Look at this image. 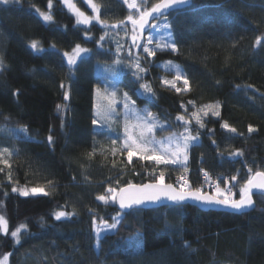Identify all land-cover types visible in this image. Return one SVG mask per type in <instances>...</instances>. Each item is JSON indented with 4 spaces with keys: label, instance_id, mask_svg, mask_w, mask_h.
<instances>
[{
    "label": "trees",
    "instance_id": "obj_1",
    "mask_svg": "<svg viewBox=\"0 0 264 264\" xmlns=\"http://www.w3.org/2000/svg\"><path fill=\"white\" fill-rule=\"evenodd\" d=\"M52 2V22L36 11H49L48 0L0 3V149L12 153L4 155L7 163L0 162V215L8 227V233L0 232V258L10 253L8 264H264V196L259 193L253 196L255 206L243 212L201 210L193 204L123 212L115 203L96 199L110 186L119 190L128 183L156 182L161 172L165 183L179 187L176 178L184 171L138 156L129 163L127 152L119 151L120 125L92 123L95 90L108 84L98 64L112 66L117 58L107 37H100L114 28L96 21L78 25L61 0ZM74 2L92 14L86 0ZM93 3L101 5V19L109 24L136 14L124 0ZM168 22L178 51L156 50L151 57L136 53L148 69L141 73L143 80L124 69L117 86L140 111L157 115L163 124L156 128L160 135L182 130L178 115L190 119L199 142L189 151L187 183L199 187L202 172L236 175L230 184L236 185L238 199V182L247 178L248 167L264 170V47H254L255 38L264 35V0H193L171 11ZM34 40L41 50L31 48ZM76 44L91 51L70 75L63 52ZM168 61L186 74L188 91L181 82L176 84L180 92L162 83L174 76L165 67ZM144 82L154 96L142 93ZM216 102L220 115L209 112L199 128L191 117L194 107ZM57 105L67 107L58 110ZM224 122L237 132L222 128ZM250 125L256 131L249 133ZM235 150L243 156L229 154ZM13 187H41L50 194L22 196ZM61 210L75 215L56 220L54 212ZM118 213L120 224L98 243L93 217L112 223ZM21 224L27 227L16 243L10 233Z\"/></svg>",
    "mask_w": 264,
    "mask_h": 264
},
{
    "label": "snow or ice",
    "instance_id": "obj_2",
    "mask_svg": "<svg viewBox=\"0 0 264 264\" xmlns=\"http://www.w3.org/2000/svg\"><path fill=\"white\" fill-rule=\"evenodd\" d=\"M14 0H0V3L4 5H8L13 3ZM61 2L68 7V9L73 12L76 16V23L89 25L95 20L97 23L102 25L105 29L108 27L118 28L120 26L125 27V34H128L127 27L125 25V21H119L112 24H109L107 19H101L100 9L101 5L98 3H93V0H86V3L91 7L94 15L89 16L85 12L81 11L80 8L76 6L72 0H61ZM124 3L127 5L129 9L135 10V15L129 14L126 17V20L131 23V40L132 46L136 48H142L143 52L147 53L149 57L155 56L156 50L165 51L170 50L172 52L178 51L177 44L174 40L171 39V32L169 31V39L165 40L161 37L159 40H155L153 36L149 35L145 38L146 42L144 44L138 43L140 38L143 36V32L145 26H148L152 29L157 30H169L172 25L168 22L169 14L171 9H175L178 6L190 5L192 0H156V2L151 3L149 6V0H124ZM49 11L44 12L40 11V9H36L38 14L43 18L46 22H52L54 17L51 13V9L53 7L52 0H48L47 5ZM151 21V23H150ZM163 21V23H161ZM108 35L107 31H105L104 35L100 37V41H103L105 37ZM99 44V41H97ZM154 43V47H149ZM31 48L34 50H41L38 41H32L30 44ZM100 47H103L102 44H99ZM55 47V45H52ZM254 47H264V35L257 36L254 41ZM123 46L117 42V58L114 60L115 65H121L124 63L122 59L119 58V53L122 50ZM90 49L81 47L80 44H76L71 52H64V57L67 58V63L69 65V74H73V69L76 68L78 60H82L85 54L90 53ZM129 55H131V51L129 50ZM134 69L133 76L137 81L143 80V76L141 73H145L148 71L147 68L143 67L140 64L139 58L135 60V62H130L126 65ZM166 67H169L174 70L175 75L173 79L169 80L167 78L162 79V83L166 86L175 89L177 92H180L181 89L177 88L176 81L183 80L185 85L184 91H188L187 85L189 83L186 74L181 71L179 65H173L172 61H168ZM0 70H3V57L0 56ZM61 87L64 88L65 85L61 84ZM141 89H143L144 93L155 95V92L152 86L148 82L141 83L139 85ZM251 87V86H249ZM97 94H101V90L97 88ZM116 91L113 90L110 93L105 91L101 96V99L107 101V105H97L96 115L99 119L107 120L111 114L115 110V105L118 103L116 100ZM123 104L126 110V118L124 124V142L119 151L127 152L128 162L131 163L132 157L135 153L139 152L141 159H151L155 160L157 164L164 165H176L179 164L183 167V171L187 172V160H188V152L189 149L193 146L194 141H198L199 139V130L197 129L195 134L193 133L192 128L189 126L191 123L190 119H186L184 115H178L176 117L177 120L183 122V131L176 133L173 132L169 136L157 139L155 136V130L157 127L163 128V124H159V118L157 115L151 111H144L143 115H140L135 109V101L129 95L128 92L123 93ZM64 99H69V91L65 90ZM189 104H193V101H189ZM183 107V105H181ZM195 106V105H194ZM67 105H57L58 110H62L66 108ZM219 102L216 104H207L203 105L196 109V111L191 113V117L196 120L199 128L205 127L202 116H207L209 112L214 116H219L220 113L218 111ZM128 113H131L134 117L135 123L130 124L128 119ZM7 119V118H6ZM92 123L95 125L98 123V119H94ZM222 128L227 129L232 133H236L237 130L234 127H231L227 122H224L221 125ZM24 131L25 129H21ZM256 131L251 125L248 127V132ZM242 135V134H241ZM49 142L52 141V137H48ZM215 143V141H213ZM112 144H116V140L112 141ZM117 151L116 148L112 149L113 154ZM8 154L11 156V152L8 148L0 149V162L7 163L4 160V155ZM231 156H243L242 150H235L229 153ZM203 171V170H202ZM204 175L207 179L204 183L209 184V186H214L215 194H207L202 191L201 187H196L192 189L190 183H183L180 185L179 189L174 187L172 184H166L164 182V173L161 172L158 179L155 183L142 184V185H134L128 183L126 187H121L117 190L115 187H109L106 190V195L97 196L96 199L102 201L105 204L108 203H118L119 208L121 210L124 209H134L140 205L145 203H155L159 201L162 197L167 198L168 200L174 202H181L186 199H194L196 201H200L204 204L208 205H223L225 207L231 208L236 211H240L246 208H253L255 206V201L253 196L255 193H259L261 196H264V170L257 169L253 170L252 167H248V175L247 178L243 182L239 183V198H234L235 193L233 192V187L236 185H232L230 187L222 188L221 183L228 185L230 181H237V176L232 175L229 179L221 181L220 178H217L216 182L213 185V179L211 175L207 172H204ZM183 179V177H180ZM51 184V181H48ZM119 183V181H117ZM13 192H20L22 196H28L30 194H43L49 195L50 193L45 191L44 188L41 187H33L30 190L26 189H18L17 187L12 188ZM6 195V193H5ZM75 215V211L73 212H65V211H56L54 212V216L56 220H61L62 218H68ZM120 214L118 213L116 217L112 218V223H108L107 221H101V225H97L96 218L93 217V226L96 229L97 242L99 243V237L102 230H114L117 228V225L120 224L119 219ZM27 225L21 224L14 231L10 233L11 237L14 238L16 243L20 242V233L22 229H25ZM0 232L8 233L7 221L3 215H0ZM187 243V242H186ZM189 250L194 251L190 248ZM10 253H5L2 258H0V264H7L8 257Z\"/></svg>",
    "mask_w": 264,
    "mask_h": 264
},
{
    "label": "rangeland",
    "instance_id": "obj_3",
    "mask_svg": "<svg viewBox=\"0 0 264 264\" xmlns=\"http://www.w3.org/2000/svg\"><path fill=\"white\" fill-rule=\"evenodd\" d=\"M72 2L75 3L74 0H72ZM92 15H94L93 12L89 16H92ZM93 21H95V20H93ZM125 22H126V27H127V30H128V34L127 35L125 34V27L124 26H120L117 29L114 28V32L110 31L108 33V35L106 36L108 41H110V43L112 44L113 50L115 52H116V49H117V42H119V44L123 46L122 50L119 53V58L122 59L124 61V63H122L121 65L113 64L112 66L98 64V73H101V74L106 75L108 77V84L105 87H102V88L98 87L101 90V94L100 95L97 94V88L95 90V92H96L95 93V109H96L95 114L97 112V105L98 104L105 105V106L107 105V101L101 99V96L103 95V93L105 91H107L109 93L111 91H113V90L116 91V93H117L116 100L118 101V103L115 105V110L113 112H111V114H110V116H109V118L107 120L99 119L97 117V115H96L95 119H98L97 125H100V126L116 127V126L120 125V128H121V130L123 132V142H124V138H125L124 124H125V118H126V110L124 108L123 98H122L124 91H122L117 86V77L120 74V72L122 70H124V69H127L131 73H133L134 69H132L130 67H127L126 65L129 64L130 62H135V60L138 58L136 53H140V54L145 53V52H143L142 48H136V47L132 46V40H131L132 25L127 20ZM161 23H163V21H161ZM169 30H162V29L161 30H157V29H152V28L148 27L147 32H146V34L144 36V42L142 44H144L146 42L145 38L148 37L149 35L153 36L154 43H155V40H159L161 37H163L165 40L169 39ZM139 41H138V43H139ZM154 43L152 45H149V47H154ZM84 48H86V47H84ZM129 50L131 51V55H129ZM71 51H67V52H71ZM87 55H89V53L85 54L83 57H85ZM116 56H117V53H116ZM65 59L67 61L66 57H65ZM165 67H166V65H165ZM173 75H175L174 70H173ZM169 80H171V79H169ZM178 82L183 83V80L176 81V84ZM141 91H142V93L144 95H148V94L144 93L143 89H141ZM197 108H199V107H197V106L194 107V111H196ZM135 109L137 110V112L140 115L144 114V112L140 111L136 106H135ZM128 119H129V123L130 124L135 123L134 117L132 116L131 113H128ZM192 119L196 123V120L194 118H192ZM202 119H203V116H202ZM182 131H183V128L179 132H182ZM179 132H176V133H179ZM170 134L171 133L160 135L155 130V136H156L157 139H161V138L167 137ZM197 142H199V139H198V141H194L193 144H195ZM122 145H123V143H122ZM189 151H190V149H189ZM140 155L141 154L139 152H137L133 156L140 157ZM188 159H189V152H188ZM148 160L152 161L155 165H164V164H157V162L155 160H151V159H148ZM187 164H188V160H187ZM170 165H172V164H170ZM172 166L177 167L179 169H183V167L181 165H179V164L172 165ZM227 179H229V176H228ZM215 182L216 181H214V183ZM203 183H204V181H201V180L199 181V187L202 186V189H203ZM230 186H231L230 182H229L228 185H225L224 183H221V187L222 188H226V187H230ZM206 188L205 189L207 191H209L213 195L215 194L214 187L211 188L210 190H209L208 187H206ZM96 223H97V225H101V223H98V222H96ZM114 230H102L101 233H100V236L103 235L104 233L112 232ZM95 231H96V229H95ZM8 261H7V264H8Z\"/></svg>",
    "mask_w": 264,
    "mask_h": 264
},
{
    "label": "water",
    "instance_id": "obj_4",
    "mask_svg": "<svg viewBox=\"0 0 264 264\" xmlns=\"http://www.w3.org/2000/svg\"><path fill=\"white\" fill-rule=\"evenodd\" d=\"M192 1H193V0H192ZM191 4H192V3H191ZM191 4H190V5H191ZM190 5L178 6L177 8H175V9H171V10H169V11L171 12V11H174V10H176V9H183V8H186V7L190 6ZM150 23H151V21H150ZM147 29H148V26H145V29H144V32H143V36L140 38V41H139L140 44H142V43L144 42V36H145V34H146V32H147ZM149 183H155V182H145V183H142V184H149ZM131 184H134V185H142V184H139V183H131ZM166 184H172V183H166ZM127 185H128V184H126V185H124V186H122V187H126ZM172 185H174V184H172ZM174 187H176L177 189H179V188H178L177 186H175V185H174ZM205 193L213 195V194L210 193V192H205ZM115 204H116L117 207L119 208V204H118V203H115ZM179 204H193V205L197 206V207H198L199 209H201V210H224V211L243 212V211L249 209V208H246V209H243V210H240V211H236V210H233V209H231V208L225 207V206H223V205H215V204H213V205H208V204H204V203H202V202H200V201H196V200L191 199V198L186 199V200L181 201V202H174V201L168 200L167 198H163V197H162L159 201H157V202H155V203H145V204H143V205L138 206L137 208H155V207H160V206H164V205H179ZM119 209H120V208H119ZM134 209H135V208H134ZM120 210H121V209H120ZM130 210H132V209H124V210H121V211H123V212H128V211H130Z\"/></svg>",
    "mask_w": 264,
    "mask_h": 264
},
{
    "label": "built area",
    "instance_id": "obj_5",
    "mask_svg": "<svg viewBox=\"0 0 264 264\" xmlns=\"http://www.w3.org/2000/svg\"><path fill=\"white\" fill-rule=\"evenodd\" d=\"M210 175L213 179V185H214V181H216L217 178H220L221 181H224L228 178V175H225V174H210ZM180 177H183V179H180ZM206 179H207V177L204 175L203 172L199 174V180L205 181ZM187 180H188V171L184 172L182 175L178 176L176 178V183L180 187V185L187 182ZM205 186L208 187L209 190L214 187V186H209V184L203 183V187H205Z\"/></svg>",
    "mask_w": 264,
    "mask_h": 264
}]
</instances>
